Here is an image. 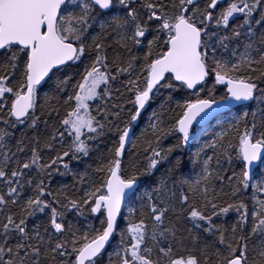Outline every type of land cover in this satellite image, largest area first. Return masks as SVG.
I'll return each instance as SVG.
<instances>
[{
  "label": "snow or ice",
  "instance_id": "1",
  "mask_svg": "<svg viewBox=\"0 0 264 264\" xmlns=\"http://www.w3.org/2000/svg\"><path fill=\"white\" fill-rule=\"evenodd\" d=\"M0 264H264V0H0Z\"/></svg>",
  "mask_w": 264,
  "mask_h": 264
},
{
  "label": "trees",
  "instance_id": "2",
  "mask_svg": "<svg viewBox=\"0 0 264 264\" xmlns=\"http://www.w3.org/2000/svg\"><path fill=\"white\" fill-rule=\"evenodd\" d=\"M153 106H155V105H153ZM146 115H147V113L145 114V116ZM145 122L146 121H142L140 127H142ZM137 131H139V128L137 129ZM168 142H170V141L166 140L165 145H167ZM100 146L103 147L102 144ZM185 158H187V157H185ZM79 167L81 170L83 169V165H80ZM62 184H67V185L71 186L73 184L72 177L71 176H64V177L54 176L52 181L50 182V187L53 191H55V189ZM81 219L83 220V218H81ZM90 219L92 220V223L96 224L97 226L99 225L98 219L91 218V217H90Z\"/></svg>",
  "mask_w": 264,
  "mask_h": 264
},
{
  "label": "rangeland",
  "instance_id": "3",
  "mask_svg": "<svg viewBox=\"0 0 264 264\" xmlns=\"http://www.w3.org/2000/svg\"><path fill=\"white\" fill-rule=\"evenodd\" d=\"M197 130V132H196V134L197 135H201V136H204V138L205 139H208V138H210V136H205V134L202 132V131H200L199 129H196ZM218 130V129H217ZM213 131V129H208V132L210 133V132H212Z\"/></svg>",
  "mask_w": 264,
  "mask_h": 264
},
{
  "label": "water",
  "instance_id": "4",
  "mask_svg": "<svg viewBox=\"0 0 264 264\" xmlns=\"http://www.w3.org/2000/svg\"><path fill=\"white\" fill-rule=\"evenodd\" d=\"M194 127H197V128H199V125H194Z\"/></svg>",
  "mask_w": 264,
  "mask_h": 264
}]
</instances>
